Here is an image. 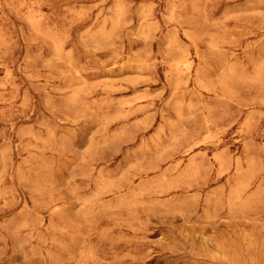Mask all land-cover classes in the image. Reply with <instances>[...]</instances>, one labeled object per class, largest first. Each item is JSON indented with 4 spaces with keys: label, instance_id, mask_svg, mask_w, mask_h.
I'll list each match as a JSON object with an SVG mask.
<instances>
[{
    "label": "rangeland",
    "instance_id": "rangeland-1",
    "mask_svg": "<svg viewBox=\"0 0 264 264\" xmlns=\"http://www.w3.org/2000/svg\"><path fill=\"white\" fill-rule=\"evenodd\" d=\"M0 264H264V0H0Z\"/></svg>",
    "mask_w": 264,
    "mask_h": 264
}]
</instances>
